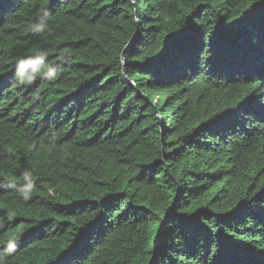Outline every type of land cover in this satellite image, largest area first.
Segmentation results:
<instances>
[{
    "label": "trees",
    "instance_id": "16d2710c",
    "mask_svg": "<svg viewBox=\"0 0 264 264\" xmlns=\"http://www.w3.org/2000/svg\"><path fill=\"white\" fill-rule=\"evenodd\" d=\"M0 257L264 264V0H0Z\"/></svg>",
    "mask_w": 264,
    "mask_h": 264
},
{
    "label": "clouds",
    "instance_id": "9594fccd",
    "mask_svg": "<svg viewBox=\"0 0 264 264\" xmlns=\"http://www.w3.org/2000/svg\"><path fill=\"white\" fill-rule=\"evenodd\" d=\"M46 28V21L44 18L32 25L31 31L34 33H42ZM56 74V69L53 65L47 63L46 53L40 51L33 56L20 57L16 62V75L21 84H31L37 77L52 78ZM23 180L27 182L22 189L24 199H29V194L33 191L35 185L33 177L30 172L23 173ZM9 250L14 248L12 240L8 241ZM0 264H4V260L0 257Z\"/></svg>",
    "mask_w": 264,
    "mask_h": 264
},
{
    "label": "rangeland",
    "instance_id": "374dc122",
    "mask_svg": "<svg viewBox=\"0 0 264 264\" xmlns=\"http://www.w3.org/2000/svg\"><path fill=\"white\" fill-rule=\"evenodd\" d=\"M244 96H245V94H244ZM240 99H237L236 101H239ZM235 101V102H236ZM233 105L235 104V103H232ZM212 118L213 117H207V118H205V119H202L201 121H196L191 127H190V129H193V128H195V127H197L199 124H200V122L201 123H203V122H208V121H210V120H212Z\"/></svg>",
    "mask_w": 264,
    "mask_h": 264
},
{
    "label": "water",
    "instance_id": "95a60500",
    "mask_svg": "<svg viewBox=\"0 0 264 264\" xmlns=\"http://www.w3.org/2000/svg\"><path fill=\"white\" fill-rule=\"evenodd\" d=\"M135 15H136V20H137V14H135ZM133 43H134V39H132V40L128 43L126 49H128L129 47H131Z\"/></svg>",
    "mask_w": 264,
    "mask_h": 264
}]
</instances>
